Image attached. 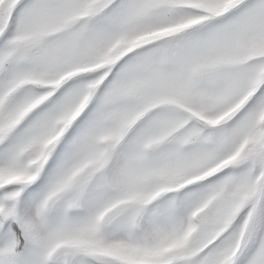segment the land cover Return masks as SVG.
<instances>
[{
    "label": "snow or ice",
    "instance_id": "obj_1",
    "mask_svg": "<svg viewBox=\"0 0 264 264\" xmlns=\"http://www.w3.org/2000/svg\"><path fill=\"white\" fill-rule=\"evenodd\" d=\"M0 264H264V0H0Z\"/></svg>",
    "mask_w": 264,
    "mask_h": 264
}]
</instances>
